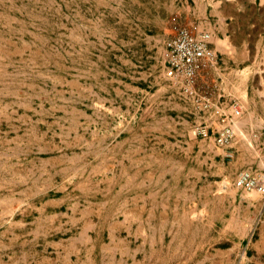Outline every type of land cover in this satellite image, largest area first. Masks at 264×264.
<instances>
[{"label": "rangeland", "instance_id": "rangeland-1", "mask_svg": "<svg viewBox=\"0 0 264 264\" xmlns=\"http://www.w3.org/2000/svg\"><path fill=\"white\" fill-rule=\"evenodd\" d=\"M183 1L0 0V264H264V40L237 114L196 83L222 146L165 72Z\"/></svg>", "mask_w": 264, "mask_h": 264}, {"label": "crops", "instance_id": "crops-1", "mask_svg": "<svg viewBox=\"0 0 264 264\" xmlns=\"http://www.w3.org/2000/svg\"><path fill=\"white\" fill-rule=\"evenodd\" d=\"M182 4L185 14L183 22L197 26L196 32L210 31L209 47L216 53L215 62L205 61L198 82L196 81L198 89L211 87L212 99L223 102L235 101L236 89L240 87H244L248 94V80L256 72L254 67L259 52L258 45L264 40V20L261 17L264 14V0H222V3L215 0H184ZM169 93L173 94L171 91ZM235 102L240 107V100ZM247 110L248 108L246 112ZM252 125L253 122L246 121L241 126L245 131H250ZM256 129L260 131L258 127ZM202 134L206 136L207 132ZM192 137L197 136L192 134ZM228 153L230 152H226V149L223 150V160L229 158ZM230 157L233 159V155ZM231 158L229 164L234 161ZM221 163L224 164L225 161ZM233 186L235 187L234 184ZM235 189L245 192L238 187ZM262 245L264 246V242Z\"/></svg>", "mask_w": 264, "mask_h": 264}, {"label": "bare ground", "instance_id": "bare-ground-1", "mask_svg": "<svg viewBox=\"0 0 264 264\" xmlns=\"http://www.w3.org/2000/svg\"><path fill=\"white\" fill-rule=\"evenodd\" d=\"M187 27L178 28L177 32L166 41L165 72L168 77L179 83L182 92L186 96L196 99L202 110L217 118L220 127L217 125L219 128L215 140L220 145L225 146L235 138V114L240 112L239 105L236 102L230 105L231 109L234 110L235 114H233L222 105L211 102L209 97L198 92L196 86L198 75L205 61L215 62L216 55L209 47L210 33L205 31L194 32ZM207 130L208 126L206 125L199 132L206 133ZM228 156H232L231 153H228ZM235 184L238 188L255 191V193L264 196V173L254 175L247 170L241 171L235 179Z\"/></svg>", "mask_w": 264, "mask_h": 264}]
</instances>
